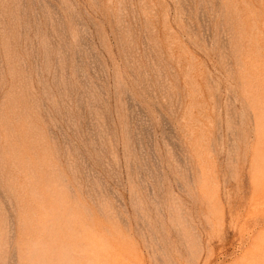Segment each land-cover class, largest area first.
Returning <instances> with one entry per match:
<instances>
[{
  "label": "rangeland",
  "instance_id": "374dc122",
  "mask_svg": "<svg viewBox=\"0 0 264 264\" xmlns=\"http://www.w3.org/2000/svg\"><path fill=\"white\" fill-rule=\"evenodd\" d=\"M113 263L264 264V0H0V264Z\"/></svg>",
  "mask_w": 264,
  "mask_h": 264
},
{
  "label": "bare ground",
  "instance_id": "6f19581e",
  "mask_svg": "<svg viewBox=\"0 0 264 264\" xmlns=\"http://www.w3.org/2000/svg\"><path fill=\"white\" fill-rule=\"evenodd\" d=\"M260 87V86H259ZM251 91V90H250ZM246 93H248V92H246ZM250 94V93H249ZM246 97V96H245ZM249 97V96H248ZM254 99H256V98H254ZM247 100H249V99H247ZM257 100H259V99H257ZM248 102V101H247ZM251 104V103H250ZM252 105V104H251ZM254 109V108H253ZM259 110V109H258ZM255 111V110H254ZM33 213V212H32ZM31 220V219H30ZM38 220V219H37ZM42 224V223H41ZM34 234H36V233H34ZM35 242V241H34ZM33 244V243H32ZM28 252V251H27ZM127 260V259H126ZM114 264V263H113Z\"/></svg>",
  "mask_w": 264,
  "mask_h": 264
}]
</instances>
